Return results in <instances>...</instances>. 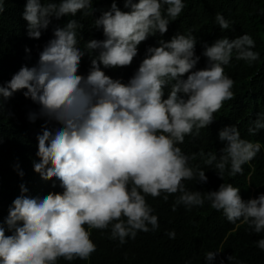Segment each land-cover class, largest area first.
I'll use <instances>...</instances> for the list:
<instances>
[{
	"label": "clouds",
	"instance_id": "obj_1",
	"mask_svg": "<svg viewBox=\"0 0 264 264\" xmlns=\"http://www.w3.org/2000/svg\"><path fill=\"white\" fill-rule=\"evenodd\" d=\"M124 7L130 12L113 2L94 20L105 39L90 40L84 48L79 46L82 25L76 19L56 27L38 64L22 67L0 86L5 100L26 90L24 96L39 106L38 112L29 113L30 122L44 118L58 123L51 129L43 126L37 136L39 162H34V171L42 178L55 177L63 189L62 194L30 198L21 185V195L4 221L12 234L6 236L5 226L0 225V264L88 260L96 251L91 229H110V238L121 244L135 239L138 232H154L159 228L158 216L146 202L148 196H163L167 201L178 194L172 211L180 205L190 211L208 201L230 223L241 221L255 233H264V194L244 201L239 188L225 183L218 191H188L183 181L207 183L208 178L204 170L189 165L195 154L187 156L177 147L186 136H199L214 122L223 103L233 99L234 81L224 74V66L234 55L249 64L257 61L259 53L252 50L255 41L245 34L205 45L202 55L207 67L193 71L200 60L195 55L197 40L191 33L177 34L169 42L160 40L159 47H149L125 84L105 75L101 65L106 69L130 66L138 46L150 36L167 33L170 20L181 14L185 4L183 0H126ZM4 11L0 0V13ZM93 11V0H27L23 19L27 35L39 39L53 19L75 17L78 12L88 16ZM216 22L221 29L230 27L223 15L218 14ZM86 54L91 68L85 77L77 73ZM165 88H170L167 99ZM260 129H264V114L249 133ZM219 139L225 144L219 157L199 155L221 178L226 170L230 176L242 175L243 165L261 150L260 143L242 139L235 126L223 128ZM19 174L23 176L22 171ZM175 235V231L168 233L172 239ZM257 243L264 250V239ZM218 253H206L205 264H213Z\"/></svg>",
	"mask_w": 264,
	"mask_h": 264
},
{
	"label": "trees",
	"instance_id": "obj_2",
	"mask_svg": "<svg viewBox=\"0 0 264 264\" xmlns=\"http://www.w3.org/2000/svg\"><path fill=\"white\" fill-rule=\"evenodd\" d=\"M52 2L59 3L60 0ZM113 2L121 11L130 12V8L124 7L126 0H93L92 15L78 12L75 17L69 15L53 19L39 39H32L27 35V22L23 19L27 0H4L5 11L0 13V86L10 81L22 67L36 66L43 48L54 38V29L63 27L69 20L76 19L82 25L78 29L81 48L90 40H104L103 30L95 28L94 20L102 12L109 11ZM133 2L138 3L139 0ZM183 3L185 8L175 20H170L167 33L163 36L157 33L142 42L130 66L106 69L101 65V70L113 80L127 84L146 58L149 47H159L160 40L169 42L177 34L189 33L197 40L195 55L200 57L193 71L203 70L208 63L202 55L205 45L211 46L223 38L233 40L250 35L255 41L252 50L259 53V59L249 64L237 60L234 55L224 66V74L234 81L233 99L223 103L214 114V122L201 129L199 136H186L184 143L177 147L187 156L195 154L196 158L190 159L189 165L204 170L208 178L207 183L183 181L188 191H218L225 183L239 188L244 201L258 198L264 194V129L255 134H250L249 129L254 127L259 115L264 114V0H183ZM166 8L167 5L162 10L165 15ZM218 14L229 22V29L220 28L216 22ZM90 68L91 57L86 54L77 74L86 77ZM24 91L14 93L7 100L0 97V225L5 226L6 236L12 233L7 231L4 221L13 201L21 195V185L27 188L24 195L30 198L63 192L60 181L55 177L42 178L34 171V162H39L37 136L42 134L43 126L51 129L59 125L44 118L30 122L29 113L38 112L39 106L26 98ZM164 91V99H167L170 88ZM229 126L237 127L242 139L260 143L261 150L250 163L243 165L242 175L230 176L226 170L221 178L214 167L204 163L199 153H215L219 157L225 147L219 139V132ZM21 171L23 176L19 174ZM176 195H170L167 201L163 196L146 197V202L154 209L153 214L158 216L159 228L156 231L138 232L135 239L128 238L121 244L118 239L110 238V229H91L90 238L96 245V251L90 258L73 261L61 258L58 264H205L208 252H219L213 264H220L221 260L224 264H264V250L257 243L264 239V233H255L241 221L230 223L223 212L211 208L208 201L203 207H194L190 211L183 205L172 211ZM172 231L176 233L175 239L168 236ZM228 257L232 259L229 261Z\"/></svg>",
	"mask_w": 264,
	"mask_h": 264
}]
</instances>
